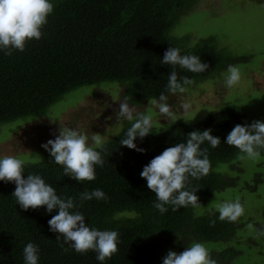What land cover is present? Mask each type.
<instances>
[{"label": "trees", "instance_id": "obj_1", "mask_svg": "<svg viewBox=\"0 0 264 264\" xmlns=\"http://www.w3.org/2000/svg\"><path fill=\"white\" fill-rule=\"evenodd\" d=\"M197 0H52L53 12L41 29L39 40H30L24 51L12 55L0 50V126L26 117L44 116L48 108L81 86L116 82L123 86L121 98L131 106H140L165 92L171 66L160 60L170 47L182 55L199 56L208 64L203 73L175 67L178 79L188 77L194 85L227 70L237 58L216 50L213 38L186 46V37H172L170 29L178 18L191 11ZM191 87V86H190ZM241 109L225 105L204 119L191 123L177 121L160 133L136 138L144 152L120 145L130 127L126 121L120 131L106 141L101 155L103 166H96V179L77 182L63 176L55 163H25L24 178L40 175L61 198L73 197L85 223L98 230L119 233L118 251L103 264H162L169 250L177 253L192 242H228L234 236V222L220 221L218 213L195 215L193 206L160 214L152 207L156 197L139 174L153 157L176 143H186L193 130L211 129L221 143L212 148L207 142L210 172L199 180L190 178L199 203L233 184L214 171L230 164L239 151L224 143L235 124H241ZM14 183L0 181V264H24L23 249L29 242L38 246V264H101L94 251L75 252L59 242L49 230L48 220L57 213L45 207L24 211L12 192ZM102 190L107 200L81 202L79 194ZM211 221H215L214 225ZM63 244V248L61 247ZM67 248V251L63 249ZM239 254L233 248L210 252L215 264H230Z\"/></svg>", "mask_w": 264, "mask_h": 264}, {"label": "clouds", "instance_id": "obj_2", "mask_svg": "<svg viewBox=\"0 0 264 264\" xmlns=\"http://www.w3.org/2000/svg\"><path fill=\"white\" fill-rule=\"evenodd\" d=\"M52 0H0V50L11 56L13 50L24 51L30 40H39L42 37L41 29L47 23V17L53 12ZM162 65L173 68L168 76L165 92L158 98H151L148 103L155 110L157 119H164L171 125L181 117L169 104V96L184 94L195 81L188 77L178 79L176 66L192 73H203L208 64L202 62L196 55H182L181 49L168 47L162 59ZM241 71L229 65L227 75L222 84L231 89L239 84ZM119 101V108L114 109L116 121H128L130 127L120 145L127 146L138 152L134 141L137 137L143 139L153 132V114L139 111L129 105L127 99H113ZM191 103L182 101L180 110L187 114L191 110ZM209 111H213L210 110ZM55 139L43 143V147L52 158L51 162L62 166L63 176H68L77 182L96 179V166H103L104 160L101 151L106 144L101 135L93 133L90 137L76 128L61 125ZM211 129L203 131L193 130L187 134L186 143H176L165 148L159 155L153 157L143 166L140 176L146 180L147 188L155 194L152 207L160 214L168 211H177L181 207L199 206L198 196L195 194L199 187L190 186V178L199 180L210 172V161L207 148L201 145L207 142L212 148L220 145L221 139L211 134ZM224 143L235 147L239 151L241 161L258 163L264 154V122L253 120L250 124H235L227 133ZM25 161L12 155L0 156V181L14 183L15 189L11 193L16 203L24 211L45 207L48 213L54 209L57 213L48 220L49 230L56 233L57 241L63 237L75 252L85 254L94 251L96 259L104 261L118 251L119 233L113 230H98L85 223V216L79 211H70L78 207L73 197L61 198L56 190L45 182L38 174H28L24 178ZM93 198L107 200L106 194L100 189L79 194L81 202ZM213 211L218 213L220 221L236 222L245 209L239 199L222 201L214 206ZM214 225L215 221H211ZM63 248V244H61ZM67 251V248L63 249ZM39 248L34 243H27L23 249L24 264H38ZM162 264H215L208 248L201 242H192L189 247L179 253L169 250L163 257Z\"/></svg>", "mask_w": 264, "mask_h": 264}, {"label": "rangeland", "instance_id": "obj_3", "mask_svg": "<svg viewBox=\"0 0 264 264\" xmlns=\"http://www.w3.org/2000/svg\"><path fill=\"white\" fill-rule=\"evenodd\" d=\"M169 35L186 37V46L211 37L216 50L237 58L232 66L241 71L239 84L231 89L222 84L226 70L189 87L184 94L170 95L168 102L181 117L175 122H198L225 105L241 109V124H250L253 120L264 122V0H197L191 11L178 18ZM122 92L123 86L116 82L81 86L51 105L44 116L1 125L0 156L12 155L25 163H53L41 145L55 139L60 124L76 128L89 137L96 133L109 140L126 122L116 121L113 111L119 108V101L113 99L122 100ZM185 100L192 106L187 114L180 110ZM148 101L135 107L153 114V133L163 132L175 123L169 125L166 120L157 119ZM239 155L230 164L214 168L233 184L205 197L199 206L193 207V213L215 212L217 203L239 199L245 212L234 222L237 226L233 238L228 242L201 243L209 252L229 247L239 251L230 264H264V154L258 163L241 161Z\"/></svg>", "mask_w": 264, "mask_h": 264}]
</instances>
